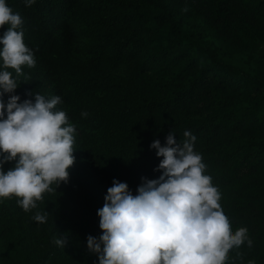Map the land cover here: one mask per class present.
<instances>
[{
    "label": "trees",
    "instance_id": "1",
    "mask_svg": "<svg viewBox=\"0 0 264 264\" xmlns=\"http://www.w3.org/2000/svg\"><path fill=\"white\" fill-rule=\"evenodd\" d=\"M6 4L21 16L36 61L19 78L8 69L13 94L20 103H35V93L61 97L56 110L76 132L67 182L29 212L16 197L0 199V264H99L87 240L102 235L97 212L108 189L117 180L136 195L144 179H159L162 158L151 145L172 131L177 142L185 131L196 137L233 232L248 229L252 247L232 249L228 264H264V0ZM62 237L66 246H56Z\"/></svg>",
    "mask_w": 264,
    "mask_h": 264
},
{
    "label": "clouds",
    "instance_id": "2",
    "mask_svg": "<svg viewBox=\"0 0 264 264\" xmlns=\"http://www.w3.org/2000/svg\"><path fill=\"white\" fill-rule=\"evenodd\" d=\"M35 0H25L31 7ZM183 11L187 12L185 6ZM22 18L0 0V28L7 30L0 37V199L16 197L19 206L29 212L51 185L67 182L74 165L75 127L66 112L56 110L61 97L46 98L35 93V103L14 95L17 79L24 75L22 66L34 68V53L24 42ZM9 94L7 105L3 101ZM6 108V118L5 117ZM83 117L88 113L83 112ZM177 142L172 131L162 146L155 140L151 148L162 160L159 179L147 180L133 195L126 183L114 180L108 189L104 206L98 210L102 235L88 237V249L98 255L99 264H228L229 253L253 241L248 229L235 232L220 205L221 194L206 175L203 157L194 151L196 137L183 133ZM17 161L5 173L3 164ZM48 213L36 212L33 219L47 221ZM53 243L65 247L66 238ZM243 253L236 252V258ZM248 264H255L249 261Z\"/></svg>",
    "mask_w": 264,
    "mask_h": 264
}]
</instances>
